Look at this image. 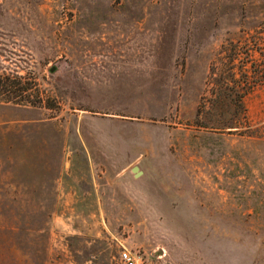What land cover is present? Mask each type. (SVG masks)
Instances as JSON below:
<instances>
[{
	"label": "rangeland",
	"instance_id": "rangeland-1",
	"mask_svg": "<svg viewBox=\"0 0 264 264\" xmlns=\"http://www.w3.org/2000/svg\"><path fill=\"white\" fill-rule=\"evenodd\" d=\"M0 76V264H264V0H0Z\"/></svg>",
	"mask_w": 264,
	"mask_h": 264
},
{
	"label": "crops",
	"instance_id": "crops-1",
	"mask_svg": "<svg viewBox=\"0 0 264 264\" xmlns=\"http://www.w3.org/2000/svg\"><path fill=\"white\" fill-rule=\"evenodd\" d=\"M81 154H104L109 153L110 149H105L104 147H79L76 149ZM120 150V149H118ZM120 153H126L123 149ZM82 157H76L80 160ZM90 159V157H87ZM86 182V181H85ZM56 201L64 202H102L114 200L111 196L113 193L110 191V187H104L101 183H84L83 182H66V181H56L54 185ZM93 216L100 217V214Z\"/></svg>",
	"mask_w": 264,
	"mask_h": 264
},
{
	"label": "trees",
	"instance_id": "trees-1",
	"mask_svg": "<svg viewBox=\"0 0 264 264\" xmlns=\"http://www.w3.org/2000/svg\"><path fill=\"white\" fill-rule=\"evenodd\" d=\"M28 86L29 83L22 82V79L19 77L10 78L9 76L8 77L0 76V96L3 98L2 102H7V103L11 102L12 99H9L10 94L26 98L24 94L28 90H30ZM20 101H24V100H20Z\"/></svg>",
	"mask_w": 264,
	"mask_h": 264
},
{
	"label": "built area",
	"instance_id": "built-area-1",
	"mask_svg": "<svg viewBox=\"0 0 264 264\" xmlns=\"http://www.w3.org/2000/svg\"><path fill=\"white\" fill-rule=\"evenodd\" d=\"M119 264H144L141 257H138L135 253H132L126 248H123L118 253Z\"/></svg>",
	"mask_w": 264,
	"mask_h": 264
},
{
	"label": "water",
	"instance_id": "water-1",
	"mask_svg": "<svg viewBox=\"0 0 264 264\" xmlns=\"http://www.w3.org/2000/svg\"><path fill=\"white\" fill-rule=\"evenodd\" d=\"M53 71H54V69L51 70V72H53ZM131 172L133 173L134 177H136V178L142 174V172L140 171L138 166L133 167L131 169Z\"/></svg>",
	"mask_w": 264,
	"mask_h": 264
}]
</instances>
